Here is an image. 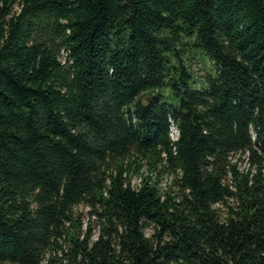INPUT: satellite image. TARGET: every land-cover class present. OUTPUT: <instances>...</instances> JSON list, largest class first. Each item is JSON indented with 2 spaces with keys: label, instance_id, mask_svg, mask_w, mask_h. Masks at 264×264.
I'll return each instance as SVG.
<instances>
[{
  "label": "trees",
  "instance_id": "16d2710c",
  "mask_svg": "<svg viewBox=\"0 0 264 264\" xmlns=\"http://www.w3.org/2000/svg\"><path fill=\"white\" fill-rule=\"evenodd\" d=\"M263 171L264 0H0V264H264Z\"/></svg>",
  "mask_w": 264,
  "mask_h": 264
},
{
  "label": "rangeland",
  "instance_id": "374dc122",
  "mask_svg": "<svg viewBox=\"0 0 264 264\" xmlns=\"http://www.w3.org/2000/svg\"><path fill=\"white\" fill-rule=\"evenodd\" d=\"M59 60H63V53L60 52L59 56H58ZM207 64V62L202 59H200L199 55L195 54L194 59L192 61V68L194 69L196 74H200L201 71V64ZM169 133H170V137L175 139V131L174 128L172 127V125L169 126ZM237 160V166L241 171H245L247 169V164H246V154L243 155H232L230 160ZM264 172V171H263ZM169 177L167 175H162L159 179H158V188L160 191H163L168 183H169ZM137 183V179L136 178H132L131 180V184L134 186ZM232 203L229 202V205H231ZM216 207H219L221 210H223L224 208L216 205ZM89 209L79 205L77 207L74 208V212H76L78 214V219L80 221L81 224V228H83L84 226H86L87 224L90 225L91 231H92V238H95L96 233H97V223L95 221V219L93 217L90 216L89 214ZM143 235L147 238L150 235V230L149 229H144L143 230Z\"/></svg>",
  "mask_w": 264,
  "mask_h": 264
}]
</instances>
